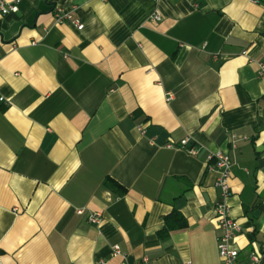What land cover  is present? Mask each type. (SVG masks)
Wrapping results in <instances>:
<instances>
[{
	"label": "crops",
	"instance_id": "crops-1",
	"mask_svg": "<svg viewBox=\"0 0 264 264\" xmlns=\"http://www.w3.org/2000/svg\"><path fill=\"white\" fill-rule=\"evenodd\" d=\"M260 63L264 0H20L0 12V264H223L220 149L243 226L234 242L261 249Z\"/></svg>",
	"mask_w": 264,
	"mask_h": 264
},
{
	"label": "built area",
	"instance_id": "built-area-1",
	"mask_svg": "<svg viewBox=\"0 0 264 264\" xmlns=\"http://www.w3.org/2000/svg\"><path fill=\"white\" fill-rule=\"evenodd\" d=\"M20 0H14L9 2L7 0H0V12L2 14H8L9 12H15L18 10V2ZM56 20L62 22L64 20H73V15L69 12H62L61 9L55 11ZM153 19L160 20L162 15L156 12L152 15ZM78 22V21H75ZM79 29H82L84 24L77 23ZM261 73L264 72V63H260ZM173 98V93H167V100ZM142 130V128H140ZM233 143L237 141V136L232 135ZM189 141V137H185L179 141V144L185 145ZM167 147H173V144L167 143ZM216 157L215 165H211L210 168H217L218 177L215 181V186L219 189V198L214 205L215 219L218 229V252L223 264H262L264 258V242L261 249H251L243 254L242 248L235 244V238L242 233L243 226L233 216L231 212V205L228 202V198L231 194L230 177L232 169V159L229 153L218 150L214 153ZM84 210H78L79 213H83ZM89 219L94 224L101 223L102 214L100 212H94L90 214ZM114 254H120L121 248L118 244L113 246Z\"/></svg>",
	"mask_w": 264,
	"mask_h": 264
}]
</instances>
